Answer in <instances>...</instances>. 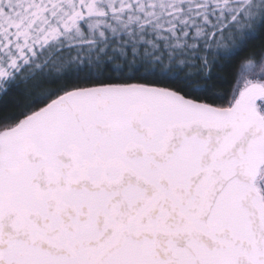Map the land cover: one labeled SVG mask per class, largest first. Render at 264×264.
<instances>
[{"label":"snow or ice","instance_id":"6c2138e0","mask_svg":"<svg viewBox=\"0 0 264 264\" xmlns=\"http://www.w3.org/2000/svg\"><path fill=\"white\" fill-rule=\"evenodd\" d=\"M0 264H264V0H0Z\"/></svg>","mask_w":264,"mask_h":264}]
</instances>
